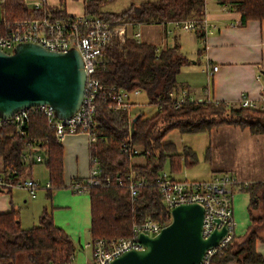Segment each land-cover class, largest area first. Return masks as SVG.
<instances>
[{"label": "trees", "instance_id": "obj_1", "mask_svg": "<svg viewBox=\"0 0 264 264\" xmlns=\"http://www.w3.org/2000/svg\"><path fill=\"white\" fill-rule=\"evenodd\" d=\"M229 10L238 11L243 23L256 19L264 20V0H216ZM85 14L98 15L116 23H152L180 19H201L205 0H151L120 12H100V6L109 0H83ZM2 9L8 18H21L38 14L20 0H5ZM55 15L64 14L58 7L48 8ZM2 27L0 26V32ZM204 37L201 29L197 30ZM189 58L179 51L178 44L159 50L154 44L136 41L126 36L124 42L113 38L105 46L95 77L104 90L115 88L127 92L142 90L149 104L156 107L154 115L138 114L134 132L129 127L132 118L124 111L109 108V100L97 97L95 111L94 141H90L89 156L96 160L100 185L89 187L86 192L90 201V241L128 237L132 225L144 219L168 220L161 201L158 185L155 184L166 157L171 160L172 170L181 171V161L194 163V152L185 147L183 156L173 152L172 143H164L163 137L172 129L180 133L210 132L213 127L234 125L248 128L252 134L264 133V105L248 108L220 101H185L174 108L171 93L176 90V78L182 65ZM136 116V115H135ZM21 136L10 127L0 126V159L6 167L22 172L25 163L23 152L38 150L43 156L48 174L47 192L64 186L62 145L55 139L43 114L31 112ZM129 144L141 149L137 155L145 156L142 164H135L122 145ZM210 147H207L209 151ZM210 155H207L208 160ZM191 158L190 160H188ZM143 179L134 198L130 197L129 176ZM106 178L109 182L106 183ZM249 196L247 205L249 223L242 236H234L217 252L210 264H264V257L256 252L258 240H264V180L248 182L239 188ZM10 192V190H7ZM38 225L21 228L18 212L0 213V262L13 260L24 254L29 264H67L73 262L75 245L69 235L54 225L52 216L44 207Z\"/></svg>", "mask_w": 264, "mask_h": 264}, {"label": "built area", "instance_id": "obj_2", "mask_svg": "<svg viewBox=\"0 0 264 264\" xmlns=\"http://www.w3.org/2000/svg\"><path fill=\"white\" fill-rule=\"evenodd\" d=\"M5 0H0V49H13L19 43L29 42L43 46L48 51L66 53L70 48H75L82 59V69L85 73L84 94L82 104L69 117L60 118L46 104L40 106L26 107L12 113L8 117L0 116V126L10 127L12 131L24 136L27 134L26 128L29 123V114L37 112L43 114L47 119L48 126L54 132V137L58 142L63 141L71 134H87L90 141L95 137V111L97 108V97L103 95L109 100V108L121 110L128 114L131 110L130 93L115 89L104 90L103 86L95 77V71L100 63L102 52L111 39L115 38L119 42H124L127 36L125 22L116 23L103 19L98 15L80 14H60L55 15L49 11L44 0H20L22 4L33 9L38 14L27 15L21 18H8L4 15L2 6ZM174 27L182 28L186 31L203 30L205 34L211 32L212 23L202 17L201 19H180L173 21ZM139 33L135 34L138 37ZM217 66H212L213 70ZM262 78L261 74L257 76ZM135 94L139 90L133 91ZM173 97V94H171ZM186 94L183 92L179 97L174 98V108L181 106L187 101ZM251 101L247 96L242 95L239 106L248 108H262ZM30 148L23 152L21 160L25 164L41 163L43 156L37 151L30 153ZM122 150L129 152L131 159L139 154L141 149L129 144L122 145ZM1 164V161H0ZM16 169L0 167V190H11L15 188L24 189L28 195L35 196L39 190V185L33 178H16ZM98 166L95 159H91L89 174L85 179L73 181L69 187L75 192L84 193L91 186L100 185L98 178ZM130 197L134 198L137 189L142 186L143 179H135L133 173L129 176ZM106 183L109 178H106ZM248 181H239L231 173H215L211 178L200 181H179L172 174L161 172L155 184L166 210L168 220L144 219L132 225V232L128 237H117L116 239H100L95 242L89 241L85 247L90 246L91 252L89 260L85 264H109L117 256L129 252L130 250H142L144 245L139 240L140 234L153 237L169 223L171 220V210L176 205L186 203H196L203 208V218L201 223V235L209 237L215 229L225 227L226 232L222 235L216 246L208 247L204 250L201 260L197 264H210L217 252L230 242L234 236V210L233 196L234 189L247 185ZM49 184L46 185V188ZM217 220V221H216ZM54 264V263H47ZM67 264H73L67 263Z\"/></svg>", "mask_w": 264, "mask_h": 264}, {"label": "crops", "instance_id": "obj_3", "mask_svg": "<svg viewBox=\"0 0 264 264\" xmlns=\"http://www.w3.org/2000/svg\"><path fill=\"white\" fill-rule=\"evenodd\" d=\"M44 3L49 8L63 9L64 14L80 15L85 12L83 0H44ZM204 12L203 17L208 24L212 23L213 26L211 32L202 38L199 37L197 30L183 29L184 34H180L175 31L173 21L165 23L125 22L127 36L133 37L136 41L154 44L159 50L178 44L179 51L183 52L182 48L187 44L186 40L194 47L190 56L186 55L190 60L189 64L182 65L177 75V88L171 93L174 98L184 92L190 101H220L238 104L244 95L258 104L264 103V78L262 75V78H257L264 70V20L252 19L243 23L238 11L219 5L216 0H205ZM137 33L139 35L135 37ZM212 66H217V70H213ZM141 91L139 90V93ZM131 94L135 93L131 92ZM131 103L133 105V101ZM135 115L137 116L133 114L130 118ZM212 132L214 134L227 132V135L221 137L224 140L222 143L230 145V142H234L227 147L216 144L213 155L209 159L212 170L209 178L216 172L222 171L230 172L241 182L242 180L248 182L264 180V133L254 135L249 132L248 128L228 124L213 127L209 133ZM217 137L219 136L214 139L216 140ZM59 143L62 145L64 186L51 194L46 191L51 203L50 216H52L54 225L69 235L72 243L74 238L80 242L82 236L80 237L78 233L90 230V201L87 192L78 193L69 186L73 181L85 179L89 174L90 140L87 134L79 133L71 134ZM218 149L225 150L226 159L220 161L212 159ZM28 165L31 164H25L20 173L16 170V178L25 179L27 177L28 174L25 175L24 172ZM0 167L3 168L2 161ZM37 183L38 191L48 190L47 182L43 187L39 181ZM21 190L28 194L26 190ZM35 196L28 195L31 198ZM7 197L9 198L6 196L1 202L0 213L15 209L12 203L10 205V201L7 203ZM241 199L240 208L246 210L243 224L248 226V194L245 193ZM237 208L239 204L233 202L234 215L238 211ZM19 223L21 226L20 219ZM255 250L264 257V240L256 242ZM89 259L88 256L86 261Z\"/></svg>", "mask_w": 264, "mask_h": 264}, {"label": "water", "instance_id": "obj_4", "mask_svg": "<svg viewBox=\"0 0 264 264\" xmlns=\"http://www.w3.org/2000/svg\"><path fill=\"white\" fill-rule=\"evenodd\" d=\"M261 75L264 78V70ZM84 81L82 59L75 48L59 53L24 42L10 53L0 49V116L46 104L58 117L67 118L83 102ZM137 118L138 115L130 122L132 133ZM203 213L202 206L196 203L174 206L171 220L157 235H139L144 249L130 250L109 264H197L204 250L216 246L226 232L222 227L204 238Z\"/></svg>", "mask_w": 264, "mask_h": 264}, {"label": "rangeland", "instance_id": "obj_5", "mask_svg": "<svg viewBox=\"0 0 264 264\" xmlns=\"http://www.w3.org/2000/svg\"><path fill=\"white\" fill-rule=\"evenodd\" d=\"M141 1H151V0H109V2L103 3L99 10L102 13H108L110 12H120L123 11V9L130 6V4L137 5ZM175 31L179 32L180 34L183 33L182 28H175ZM187 41V44L185 47H183V52L185 55L190 56L189 54L194 50V47L189 45V41ZM12 51V49L7 50ZM187 52V54H186ZM130 100L133 101L132 108L130 110V114H139L142 112L145 116H151L155 114L156 107L151 106L149 104V100L147 99V96L144 91H141L139 94H131ZM264 104V103H263ZM261 105V104H259ZM234 126V125H233ZM233 133V132H232ZM227 135V132H220V134H214L212 132L211 134L207 131L204 132H198V133H180L177 129H172L170 132H168L162 139L164 143H172L173 150H170L168 153L173 152L178 155L183 156V149L185 147L190 148L195 155V162L194 163H186L184 159L181 161V171H174L171 168V160L169 157L165 158V161L163 163L162 169L160 172H167L168 174H172L176 179L179 181H200V180H207L211 174V168H210V160H208L207 155H213V152L215 150L216 144H222L227 146H230L234 141L230 142L229 144L222 143L224 140H222V136ZM219 136L214 139V137ZM221 140V142H220ZM219 141V143H218ZM224 146V147H225ZM207 147H210L209 151H207ZM227 151V150H226ZM145 156L143 155H137L134 156L132 160L135 164H142L144 162ZM189 158L188 160H190ZM212 159L217 160H223L226 159L225 150L218 149L215 151L214 156ZM27 170L24 172L28 175H26V178H29L30 176L36 180L39 181L41 186L43 187L45 183L49 182V174L48 170L45 164V161L43 160L42 163H33L31 165H28L26 167ZM216 172V173H221ZM230 173V172H229ZM63 188V187H61ZM45 189H41L37 192V195L34 198L28 197V194L24 192L21 189H11V192H7L6 190L1 191L0 193V207L2 206L1 202L4 200V197H7V203L10 201L14 205L15 209L18 212V217L21 222V228L27 229L31 226L38 225L39 223V216L42 213L44 207H46V210L48 213H51V203L49 202V198L46 195ZM86 193V192H84ZM245 191L240 190L239 188H235L232 196H233V202L234 204L237 202L239 204V208H237V213L234 215V223L235 228L234 232L236 236H242L247 228L246 225L243 224V218L246 216V210H242L240 207L242 206V197L245 196ZM62 216V215H61ZM65 217V216H62ZM79 236H82V239L80 242H78L77 238H74L73 244L75 245L74 250V256H73V264H85L86 260L88 259V256H90V246L85 247V244L90 241V232L87 230L80 231ZM77 236V235H76ZM30 261L28 258L22 254L20 256H17L15 261L13 260H3V262H0V264H29Z\"/></svg>", "mask_w": 264, "mask_h": 264}]
</instances>
